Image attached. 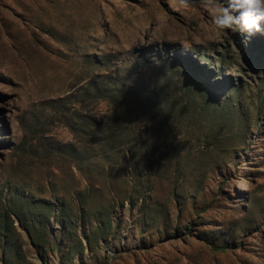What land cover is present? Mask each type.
<instances>
[{"label": "rangeland", "instance_id": "1", "mask_svg": "<svg viewBox=\"0 0 264 264\" xmlns=\"http://www.w3.org/2000/svg\"><path fill=\"white\" fill-rule=\"evenodd\" d=\"M217 0H0V264H264V35Z\"/></svg>", "mask_w": 264, "mask_h": 264}, {"label": "clouds", "instance_id": "2", "mask_svg": "<svg viewBox=\"0 0 264 264\" xmlns=\"http://www.w3.org/2000/svg\"><path fill=\"white\" fill-rule=\"evenodd\" d=\"M210 25L218 32L231 30L264 35V0H217L210 12Z\"/></svg>", "mask_w": 264, "mask_h": 264}]
</instances>
